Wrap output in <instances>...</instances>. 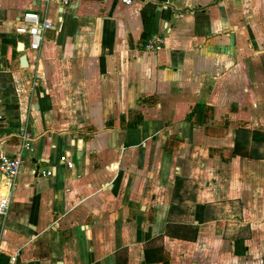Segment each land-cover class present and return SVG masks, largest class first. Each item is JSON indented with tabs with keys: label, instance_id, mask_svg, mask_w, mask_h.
<instances>
[{
	"label": "crops",
	"instance_id": "obj_1",
	"mask_svg": "<svg viewBox=\"0 0 264 264\" xmlns=\"http://www.w3.org/2000/svg\"><path fill=\"white\" fill-rule=\"evenodd\" d=\"M0 114V264H264V0H0Z\"/></svg>",
	"mask_w": 264,
	"mask_h": 264
},
{
	"label": "built area",
	"instance_id": "obj_2",
	"mask_svg": "<svg viewBox=\"0 0 264 264\" xmlns=\"http://www.w3.org/2000/svg\"><path fill=\"white\" fill-rule=\"evenodd\" d=\"M44 5H51L53 3H59L63 7H69L75 0H40ZM125 4H131L132 0H122ZM52 23L50 20L43 17L38 12H27L19 20L15 27L16 33L22 36L27 45V49L30 52H39L44 41V34L46 31L52 29ZM165 40L162 36L153 35L150 36L145 42L143 49L148 52H156L163 44ZM4 120L0 114V122ZM23 149L17 156H8L5 153H0V173L2 176V182L8 189V192L4 196H0V216L7 214L11 203V196L16 184V181L21 173L23 167V152L24 150H31V136L28 133L23 134ZM70 158V154L64 157V161ZM72 167L73 164L69 163ZM49 176L51 172L47 173ZM17 257L12 256L10 264H16Z\"/></svg>",
	"mask_w": 264,
	"mask_h": 264
},
{
	"label": "water",
	"instance_id": "obj_3",
	"mask_svg": "<svg viewBox=\"0 0 264 264\" xmlns=\"http://www.w3.org/2000/svg\"><path fill=\"white\" fill-rule=\"evenodd\" d=\"M21 48H22V49H20V50H22V52H23L24 46L22 45ZM22 63H23L25 66H27V64H28V56H27L26 54L22 57Z\"/></svg>",
	"mask_w": 264,
	"mask_h": 264
},
{
	"label": "trees",
	"instance_id": "obj_4",
	"mask_svg": "<svg viewBox=\"0 0 264 264\" xmlns=\"http://www.w3.org/2000/svg\"><path fill=\"white\" fill-rule=\"evenodd\" d=\"M243 133H244V134H248L249 132H248V131H245V130H243ZM236 151H237V152L239 151V152H241V153L243 152V151H240V150H238V148H237V150H236ZM243 153H244V152H243Z\"/></svg>",
	"mask_w": 264,
	"mask_h": 264
}]
</instances>
